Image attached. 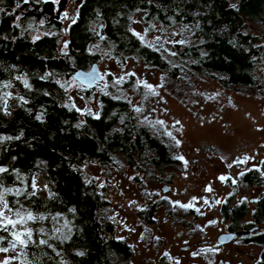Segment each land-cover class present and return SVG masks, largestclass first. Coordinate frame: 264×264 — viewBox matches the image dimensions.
<instances>
[{
  "label": "trees",
  "instance_id": "1",
  "mask_svg": "<svg viewBox=\"0 0 264 264\" xmlns=\"http://www.w3.org/2000/svg\"><path fill=\"white\" fill-rule=\"evenodd\" d=\"M27 6L51 19L45 26L52 32L33 40L29 25L39 21L41 14L32 10H26L21 31L10 28L13 16L2 19L0 168L6 171L0 172V191L12 190L5 200L13 213L26 209L44 219L25 225L32 230V241L23 249L27 255L13 262L132 264L130 247L114 238V226L105 215L108 204L96 184L86 178L84 167L87 163L102 167L123 163L138 175L151 180L162 177V183L167 184L166 176L180 163L158 128L119 97L124 91L121 85L117 89L110 85L100 94L93 113L66 104L68 92L61 87V80L97 63V54L89 51L94 46L100 56L103 50L117 59L134 56L158 72L164 90L176 98L189 93L201 75L223 89L264 100V51L261 38L252 33L256 29L264 36V0H82L76 9V23L66 29L55 20L57 6L53 3L40 1ZM139 13L150 25L156 22L163 33L179 26L181 33L186 32V43L173 42L172 51L144 44L131 27V17ZM63 33L68 42L65 53L60 51ZM18 77L26 78L30 87ZM105 81L111 82V77L107 75ZM98 84L93 88L79 84L86 103ZM12 100L16 107L5 116ZM38 174L43 177L42 197L37 196L33 183ZM239 183L245 189L264 187V174L249 169L240 175ZM232 205L220 210L223 220L231 221L232 231L247 215L251 221L244 224L245 228L264 223V197L251 211L248 206ZM182 210L184 215L191 213ZM12 231L11 227L8 232L0 230L5 238L0 246L8 247L17 257L21 247L11 249ZM40 240L47 243L42 245ZM254 241L261 246L260 259L264 261V232Z\"/></svg>",
  "mask_w": 264,
  "mask_h": 264
},
{
  "label": "rangeland",
  "instance_id": "2",
  "mask_svg": "<svg viewBox=\"0 0 264 264\" xmlns=\"http://www.w3.org/2000/svg\"><path fill=\"white\" fill-rule=\"evenodd\" d=\"M21 1L24 3V0ZM40 1L57 6L54 0H28V3ZM80 1L70 2L63 11L59 19L63 29L72 23L73 17L76 18ZM28 3H25V9L31 11L33 8L27 6ZM65 13L67 19L64 18ZM41 20L45 21L40 18L32 22L33 37L41 38L45 33L52 32V28L46 27L45 23L40 24ZM131 27L134 33L143 36L144 44L157 50L165 48L172 51L173 42L186 43V32L181 33L179 26L163 33L156 22L150 25L145 21L142 13L131 17ZM259 32L256 29L252 31L261 38L264 51V36ZM65 43L68 42L63 33L60 51L64 53ZM89 51L97 54L95 64L103 80L92 93V99L86 103L79 84L73 78L62 79L61 85L68 92L66 104L81 112L96 113L99 95L106 93L110 85L115 89L121 85L124 91L119 97L131 103L134 109L140 108L141 111L137 112L139 116L158 128L164 140L172 145L174 157H182L177 158L179 168L166 176L165 180L169 178L166 181L170 182L167 184L162 183V177L151 180L138 175L135 169L123 163L103 167L87 163L84 167L86 178L96 184L101 191L99 195L108 204L105 215L114 226V238L130 247V262L217 264L221 261L257 264L259 248H242L239 242L220 246L216 239L218 241V236L229 229V221L223 220L219 208L229 192L239 189L246 198L255 197L259 189H264L258 186L245 189L239 183L241 173L249 169H258L264 174V100L250 93L223 89L201 75L195 78L189 93L176 98L171 91L164 90L160 74L145 67L134 56L117 59L109 56L108 50H103L100 56V51L94 46ZM107 75L111 77V82L105 81ZM130 79L131 82L124 87ZM117 80L121 82L116 83ZM138 81L150 84L152 90L146 89ZM131 86L135 89L132 90ZM15 107L16 102L10 101L4 115H11ZM221 177L225 179L221 180ZM33 183L38 191L37 196L42 197L43 177L36 175ZM163 186H167L169 191L162 193ZM177 203L188 206L186 209L191 213L184 215L185 212L176 207ZM252 209L250 206L249 210ZM5 215L17 219L7 211ZM250 221L251 216L248 215L243 223ZM21 229L17 225L13 230ZM238 249L245 252L236 254L241 252ZM14 256L13 252H0V260Z\"/></svg>",
  "mask_w": 264,
  "mask_h": 264
},
{
  "label": "flooded vegetation",
  "instance_id": "3",
  "mask_svg": "<svg viewBox=\"0 0 264 264\" xmlns=\"http://www.w3.org/2000/svg\"><path fill=\"white\" fill-rule=\"evenodd\" d=\"M12 0H0V8H3L4 11L3 12H0V26H1V23H2V19L3 18H10V17H14V21L13 23L10 25V28H12L13 30H19L21 31V29L25 26V22H26V16H27V12H26V9H25V3H22L21 0H13V4L11 3ZM17 5H19V7H17ZM67 8V7H66ZM34 14H41L40 17L42 19H44V23L45 24H48L50 23L51 19L49 17H47L44 12L42 11H36V10H32ZM55 11V9H54ZM1 13H3L4 15L2 16ZM19 16L20 19L17 20L16 17ZM24 20L23 24H22V21ZM18 25V26H17ZM255 190H258V189H255ZM162 191V189H161ZM169 191V189H168ZM163 193V192H162ZM241 196V197H240ZM250 197V198H249ZM264 197V189H259V192L258 194L253 197V196H247L246 198L244 197V194L241 192L240 193V190L239 189H232V191L229 192L228 196L223 200V202L221 203L220 205V209L223 208V206L225 205H230V203H232V207H234L235 205H242V206H248V209H250V206H254V204L261 198ZM212 201H214L212 199ZM177 208L179 209H185L186 207L185 206H182L181 204L177 203ZM233 209V208H232ZM247 217H244L242 218V222H240L238 224V229L237 230H234L232 231L231 230V221H229V229L225 232V233H222L224 235H230V234H237V233H242L240 235H237L235 236L234 238H232L231 240H228L227 242L225 243H218L217 239H216V243L220 246H229L235 242H239L240 245L242 246V248L244 247H247V246H254V247H257L260 249V252H259V256H258V263L257 264H264V261H261L260 259V255H261V252H262V248L261 246H259L255 241L254 239L261 233V232H264V223H260V224H255V226L253 227H250V228H245L244 227V223L243 221H246L247 220ZM235 249H237V247H235ZM237 251H241V252H238L236 254H239L242 253V252H245L241 249H238ZM229 254V252H228ZM229 256V255H227ZM252 262H254V259L252 260ZM163 264H170L168 262H163ZM188 264H195L193 262H189ZM217 264H230L228 262H218Z\"/></svg>",
  "mask_w": 264,
  "mask_h": 264
},
{
  "label": "snow or ice",
  "instance_id": "4",
  "mask_svg": "<svg viewBox=\"0 0 264 264\" xmlns=\"http://www.w3.org/2000/svg\"><path fill=\"white\" fill-rule=\"evenodd\" d=\"M54 2L59 4V0H54ZM24 3H28V0H24ZM17 7H19V5H17ZM3 11L4 9L0 8V12H3ZM64 18L65 19L68 18L67 13L64 14ZM16 19L19 20L20 17L17 16ZM72 23L73 24L76 23L75 17L72 18ZM40 24L43 25L44 21L41 20ZM29 27L31 28L32 25L30 24ZM133 34L136 35L138 39H140L143 42L144 40L143 36H140L138 33H133ZM39 38H40L39 36H35L33 37V40L35 41V40H38ZM180 43H183V42L181 41ZM67 46H68L67 43H65L64 47L67 48ZM173 55H175V53H173ZM18 79H21L23 81L24 86L26 88L30 87V85L28 84V80L26 78L18 77ZM101 79H103V77H101ZM122 79L123 78H121V80ZM121 80H117L116 83H120ZM138 83H143V86L146 89L152 90V86L150 84H147L146 82H142V81H138ZM5 87H10V85H5ZM61 87H63V85H61ZM135 111L140 112L141 109L136 108ZM95 118L99 119V115L97 114ZM37 119H41V117L37 116ZM158 123H162V122H158ZM168 135L171 136V133H169ZM177 145H179V141H177ZM177 158L182 159V157H177ZM5 171L6 169L0 168V172H5ZM241 175H243V173H241ZM220 179L223 180L225 178L221 177ZM0 187H2V185H0ZM11 191H12L11 189H7V188L3 189V191H0V230L4 232H8L9 227H11L12 229H16L17 225H20L21 228H23V231H12L10 234L13 237V240L9 242L11 249L13 251H15L17 245H19L21 247V253L18 254L17 257L5 258L4 260H0V264H12V260L17 259L20 255H24V256L27 255L26 253L23 252V249L27 248L29 242L32 241V230L30 228L25 227V225L28 223V221H34L36 219H40V220L44 219L43 216H39V217L34 216L31 212L27 211L26 209L24 210L23 213L18 210L13 213V209L9 207L8 202L5 200V195H7ZM217 203H219V201H217ZM185 207H188V206H185ZM5 211H7L8 213H13L17 217V219L15 220L11 219L10 216L5 215ZM40 231L42 232L43 229H41ZM4 239H5L4 237L0 236V244L3 243ZM39 243L43 245V244H46L47 241L40 240ZM0 252L7 253L9 252V248L0 246ZM77 254L83 255V253H77ZM25 264H27V262H25Z\"/></svg>",
  "mask_w": 264,
  "mask_h": 264
},
{
  "label": "water",
  "instance_id": "5",
  "mask_svg": "<svg viewBox=\"0 0 264 264\" xmlns=\"http://www.w3.org/2000/svg\"><path fill=\"white\" fill-rule=\"evenodd\" d=\"M77 0H59V4H57L56 7V13H55V20H59L60 16L62 15L63 11L66 9L68 4L70 2H76ZM101 26L98 27V32L100 33ZM102 75L100 74L98 70L97 64H92L90 69L87 71L84 70H76L75 73L73 74L72 78L74 81H76L78 84L85 88H93L95 84L102 82L103 79H101ZM162 192H166L168 190L167 186H163ZM242 233H237V234H230V235H220L218 236V243H225L228 240H231L237 235H240Z\"/></svg>",
  "mask_w": 264,
  "mask_h": 264
}]
</instances>
